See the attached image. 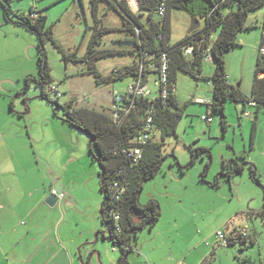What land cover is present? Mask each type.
Wrapping results in <instances>:
<instances>
[{
  "label": "rangeland",
  "instance_id": "1",
  "mask_svg": "<svg viewBox=\"0 0 264 264\" xmlns=\"http://www.w3.org/2000/svg\"><path fill=\"white\" fill-rule=\"evenodd\" d=\"M11 5L15 13L31 17L30 13L38 10L47 16L53 38L63 50L61 53L52 42L46 44L53 78L47 87L50 99L63 106L74 101L75 108L110 116L114 96L125 92L131 83L130 78L112 81L113 72L132 64L133 57L126 54L100 60V83L86 64L64 60L65 55H86L95 24L91 1L11 0ZM14 19L13 16L8 20L0 5V125L5 126L4 139L0 137V141L4 145L5 140L14 142L20 138L18 145L26 147L29 157L17 164L27 167V175L39 174L43 183L49 181L46 174L54 172L55 181L66 186L67 198L63 200L74 199L78 203V211L70 213L79 216L80 227L102 226L103 194L99 165L89 151L90 137L71 126L61 108L40 97L41 91L33 80L40 75L37 37ZM99 19L103 26L118 30L102 36L97 49H133L131 42L120 41L127 37L120 31L123 20L105 1L100 3ZM192 20L185 12L172 11L173 44L189 35ZM247 25L252 29L241 31L238 46L225 55L226 74L230 85L252 99L264 38V7L250 13ZM215 68V62L205 63L200 79L184 71L178 75L176 97L185 115L177 136L166 140V160L161 171L144 185L140 196L141 205L157 200L162 217L153 229L142 230L133 240L144 243L147 262L139 259L142 252L138 249L128 264H264V222L257 216L264 210V111L248 107L251 116L247 117L243 102L229 101L226 130L219 113L213 115L211 124L204 121L203 117L211 115L212 110L201 100H213ZM149 85L155 91L152 81ZM254 123L257 130L252 147ZM190 147L211 150L212 167L204 178L207 159L198 157L192 167L185 168L191 161ZM224 159L245 164L243 173L230 179L220 175ZM251 163L256 166L262 185L253 178ZM5 170L10 173L11 166ZM19 181L22 182L0 172V205L14 193L12 188ZM235 229L247 231L246 243L230 240ZM219 232L228 237L229 246L219 242Z\"/></svg>",
  "mask_w": 264,
  "mask_h": 264
},
{
  "label": "trees",
  "instance_id": "2",
  "mask_svg": "<svg viewBox=\"0 0 264 264\" xmlns=\"http://www.w3.org/2000/svg\"><path fill=\"white\" fill-rule=\"evenodd\" d=\"M94 18V28L86 55L84 57L64 56L66 61L84 63L89 72L93 73L100 83L103 81L97 69L100 60L115 55L129 54L133 63L114 70L112 81L130 78L131 82L139 78L145 84L156 82L161 77L163 56L169 58L168 86L169 96L166 100L155 91V99L129 98L126 91L114 96V103L133 106L131 112L117 124L113 117L87 109L75 108L74 101L67 105L53 102L47 92V87L53 83L51 68L49 66L46 44L52 42L62 53L60 45L53 38L52 29L47 25V16L38 10L30 13L31 17L15 13L11 0H0L5 16L8 20L15 17V22L24 26L37 37V49L40 75L33 78L37 88L40 89L42 99L56 104L64 113V119L73 127L85 132L90 137L89 151L95 162L99 165L100 189L103 194V203L100 209L103 232L110 233L111 241L122 255L117 264H127L125 256L131 236L138 239L139 233L147 228L153 229L161 220L162 212L157 200H151L146 205L140 204V196L144 185L156 178L166 160L164 146L169 137L177 136V130L185 111L176 97V83L180 72H188L195 78H202L203 65L210 52L213 62L216 63L212 76L214 87L213 100L207 105L212 117L219 113L222 117V127L227 129L226 105L229 101L243 102L245 108L252 102L257 110L264 111V38L260 47V55L256 63V79L253 84V97L247 99L240 88L229 84L226 74V53L238 46V34L243 30L252 29L247 25L250 13L257 8L264 7V0H139L140 9L134 13L127 0H90ZM108 3L109 9H115L123 20L120 31L127 37L120 41L133 44V49L127 50H99L102 36L117 31L102 25L99 19L100 3ZM161 8L165 14L161 15ZM173 10L187 13L193 19L201 21L202 27L189 34L179 43H172L171 14ZM264 37V25H263ZM193 48V54L187 55L186 50ZM152 115L153 128L151 140L142 147L143 155L139 161L127 158L125 151L140 147L135 142L144 132L147 119ZM257 130L254 123L252 142ZM159 136V140H158ZM191 150V161L186 168L192 167L198 157L207 159L203 178L212 167V153L208 148ZM234 165V168L231 167ZM245 164L236 160H223L221 175L225 176L242 173ZM232 168V169H231ZM253 178L261 184L257 168L251 163ZM118 183L124 189L119 199L115 198L117 190L111 187ZM216 186V184H215ZM120 215V221H115V214ZM264 222V210L258 215ZM118 226L120 232L118 231ZM102 233V231H101ZM249 236V235H248ZM246 238H231V241ZM254 242V238L251 240Z\"/></svg>",
  "mask_w": 264,
  "mask_h": 264
},
{
  "label": "crops",
  "instance_id": "3",
  "mask_svg": "<svg viewBox=\"0 0 264 264\" xmlns=\"http://www.w3.org/2000/svg\"><path fill=\"white\" fill-rule=\"evenodd\" d=\"M247 108L245 116L249 117ZM4 127L0 125L1 138ZM19 140H5L4 145L0 141V172L22 181L12 188L15 191L11 196L1 201L0 210L4 212H0V264H117L122 253L113 241L107 240L109 235L103 232V226L81 228L79 216L70 213L78 211L76 200L64 201L65 195L53 208L45 204L53 190L64 193L66 186L55 181L56 174L52 171L46 174L49 181L43 183L39 174L27 175V167L17 164L29 157L26 147L18 145ZM9 166L10 173H5ZM132 246V253L141 250L139 259L145 263L144 243L137 241ZM93 250L101 251V256L91 257ZM132 253L127 257V264Z\"/></svg>",
  "mask_w": 264,
  "mask_h": 264
},
{
  "label": "built area",
  "instance_id": "4",
  "mask_svg": "<svg viewBox=\"0 0 264 264\" xmlns=\"http://www.w3.org/2000/svg\"><path fill=\"white\" fill-rule=\"evenodd\" d=\"M127 3L129 5V7L132 9V11L134 13L138 12L140 9V4H139V0H127ZM165 14V9L161 8V15ZM202 27V26H201ZM261 52L264 54V47L261 49ZM186 54L187 55H192L193 54V48H188L186 50ZM163 63H162V67H161V77L158 81L153 82L154 86H155V91L160 92V96L163 98V100H166L169 96V86H168V67H169V58L167 57V55L163 56ZM213 62V57L212 54L209 52L207 57H206V63H210ZM154 90H152L150 88L149 84H145L143 82V80L141 78L132 81L127 89H126V93L127 96L129 98H150L151 100L155 99ZM118 94H116L115 96H117ZM201 102L203 104H210L211 101L209 99H202ZM114 103V102H113ZM256 104L254 102L250 103L247 107L250 108H255ZM133 106H125L124 104L121 103H114L112 108H111V116L113 117L114 121L117 124H120L122 122V120L131 112ZM245 114L246 110H245ZM153 117L152 115H150L147 119V123L144 129V132H142L139 136V138L137 140H135V142H137L138 144H140V147H134L131 149H128L125 151V154L127 156V158L129 159H133L136 162L139 161L142 158L143 155V151H142V147L145 146L150 140H151V132H152V128H153ZM203 120L206 121L207 123L211 124L213 122V118L212 117H203ZM112 189H116L118 192V194L115 195L116 199H119L121 194L124 192V189H120V186L118 183L114 184V186L111 187ZM54 194H57L56 191H53ZM60 200L65 199V194L61 193V194H57ZM115 221L119 222L120 221V215L119 214H115ZM118 231L120 232V228L118 226ZM249 234L247 233V231L245 229H235L231 232V236H230V240L231 238H235V239H239L240 237L246 238ZM218 240L219 242L223 245H227L229 246L230 241L228 239V237L222 233L219 232L218 233Z\"/></svg>",
  "mask_w": 264,
  "mask_h": 264
},
{
  "label": "water",
  "instance_id": "5",
  "mask_svg": "<svg viewBox=\"0 0 264 264\" xmlns=\"http://www.w3.org/2000/svg\"><path fill=\"white\" fill-rule=\"evenodd\" d=\"M202 26V23L200 20L194 18L192 20V26L190 28V32L189 34L199 30ZM51 192V190H49ZM56 191L57 194H61L63 193V191H59V190H54ZM57 194H54V193H51L45 200V204H47L49 207L53 208L55 207L58 202L60 201L59 197ZM107 233V232H106ZM109 235V238L107 240H111L110 238V233H107ZM136 239V237H133L131 236L130 239H129V246H128V250H127V253H126V256H125V260L127 259V257L129 256L130 253L134 252V249H133V246H132V243H133V240ZM137 243V242H136ZM95 243H93L92 245H94ZM95 254H97L99 257L101 256V251L99 250H93L91 252V257H93Z\"/></svg>",
  "mask_w": 264,
  "mask_h": 264
},
{
  "label": "flooded vegetation",
  "instance_id": "6",
  "mask_svg": "<svg viewBox=\"0 0 264 264\" xmlns=\"http://www.w3.org/2000/svg\"><path fill=\"white\" fill-rule=\"evenodd\" d=\"M182 169H184L182 166H180ZM231 167H233L234 168V165H231ZM186 168V167H185ZM232 169V168H231ZM243 173V172H242ZM242 173H236V174H242ZM226 175H225V177H227V178H233L236 174H231V175H229L228 176V174H227V172L225 173ZM220 175H221V172H220ZM223 176V175H222ZM217 186V185H216ZM54 191V190H53ZM53 191H52V193H53ZM59 203V202H58ZM58 205V204H57Z\"/></svg>",
  "mask_w": 264,
  "mask_h": 264
}]
</instances>
